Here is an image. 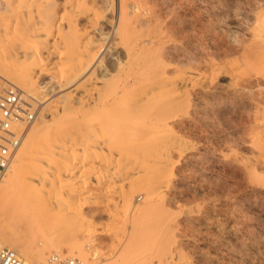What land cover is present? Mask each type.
Masks as SVG:
<instances>
[{"label":"bare ground","instance_id":"1","mask_svg":"<svg viewBox=\"0 0 264 264\" xmlns=\"http://www.w3.org/2000/svg\"><path fill=\"white\" fill-rule=\"evenodd\" d=\"M143 9L140 0H0V74L5 82L47 96L36 99L43 112L36 124H14L25 137L0 180V249L18 250L24 264H41L47 251L61 254L59 240L69 256L85 260L88 253L75 233L79 218L105 211L114 193L121 200L130 191L155 194L165 187L175 157L196 158L178 132L200 121L207 138L220 143L223 158L208 162V170L242 169L245 187L256 197L245 207L264 214V102L240 97V89H250V69L216 61L201 74V57L165 44L180 37L174 34L179 26H163ZM250 50L264 54V43ZM258 65L256 73L264 78V60ZM225 121L242 125L243 134L220 133ZM233 138L246 142L247 160L221 147ZM51 177L66 180L63 188L48 183ZM144 226L124 230L129 240L121 247L123 260L99 264H130ZM81 229L86 237L109 233L91 223Z\"/></svg>","mask_w":264,"mask_h":264},{"label":"rangeland","instance_id":"2","mask_svg":"<svg viewBox=\"0 0 264 264\" xmlns=\"http://www.w3.org/2000/svg\"><path fill=\"white\" fill-rule=\"evenodd\" d=\"M140 2L146 3L144 12L148 10L154 13L163 26L171 21L176 23L175 27L179 26V32L174 34L175 36L180 34V37L165 44L175 46L177 52L185 56L201 57L203 63L198 65L197 71L201 74L208 72L209 64L216 61H221L224 65L231 64L232 67L241 70L250 69L245 76L252 75L251 90L240 89L242 90L240 97L243 99L241 100L248 103L264 102V89L261 88L264 87V81L262 82L264 78L256 73V67L264 60V54L254 55L250 50L264 43V36L261 35L264 33L260 30L262 26L264 27V0H140ZM180 20L181 24L177 23ZM37 83L35 80V84ZM23 89L41 101L47 98V96L40 98L42 95L35 87ZM220 95L225 99L227 93ZM36 107L37 119L29 126L36 124L38 117L43 113L38 103ZM47 119L53 121L50 115H47ZM222 124L219 126L220 133L227 137L236 133L243 134L244 128L240 124L236 126L226 121ZM200 125L203 126L204 123L200 121L199 127L185 128L178 132L184 144L189 149L194 148L196 158L186 160L184 157H175L170 166L172 169L170 180L164 184L166 188H158L155 194L148 192L147 189L130 191L128 198L121 200L120 193H114L110 196L111 201L108 205L111 213L108 208L106 209L108 213L100 208L98 211L95 210L96 213L92 212L93 216H88L87 211L86 218H79L75 225V233L83 249L88 253L85 261L99 264L102 260L109 262L116 258L119 261L121 258L123 260L126 251L121 247L129 240L124 235V230L137 223L145 225V235L140 240L139 250L134 251V258L130 264H140V259L141 264H264V214H260L261 212L254 208L249 211L245 205V201L256 199L251 193L253 189L245 187L244 171L239 167L236 168L237 172L236 169L230 172L208 170L206 166L208 162L211 164L218 160L223 161V158L219 154L220 143H217V139L207 138L206 130ZM246 137L248 138L247 135ZM231 140L233 142L226 143L229 150L226 146L221 147L230 153L235 149L247 160L251 154L245 149V141L238 138ZM211 147L217 148L216 151L211 152ZM91 148H88V153L92 152ZM92 150L94 151V148ZM83 168L86 170H82L89 173L87 166ZM54 178L57 179L47 178L50 180L48 183L55 184L57 189L63 188L66 180L58 178V182ZM229 188L234 192L230 194L227 191ZM61 212L60 210L59 213ZM167 212L169 214H166ZM258 212L260 215H257ZM113 213L116 215H112ZM240 213L242 215H239ZM87 218L89 220L91 218L89 222L95 226L97 232L107 227L108 235L92 233L94 237L93 235L86 237L81 228L90 224L89 222L86 224ZM251 234L258 239L257 244L250 239ZM59 245L61 254L70 255L64 241L59 240ZM52 252L47 251L45 258Z\"/></svg>","mask_w":264,"mask_h":264},{"label":"built area","instance_id":"3","mask_svg":"<svg viewBox=\"0 0 264 264\" xmlns=\"http://www.w3.org/2000/svg\"><path fill=\"white\" fill-rule=\"evenodd\" d=\"M0 74V180L24 138V130L14 129L15 123L26 126L37 119L36 98ZM25 126V127H26ZM0 264H24L18 252L9 247L0 249ZM41 264H94L79 257L50 253Z\"/></svg>","mask_w":264,"mask_h":264},{"label":"snow or ice","instance_id":"4","mask_svg":"<svg viewBox=\"0 0 264 264\" xmlns=\"http://www.w3.org/2000/svg\"><path fill=\"white\" fill-rule=\"evenodd\" d=\"M209 214H211V209H209ZM233 223H235V221H232ZM207 246V245H206Z\"/></svg>","mask_w":264,"mask_h":264}]
</instances>
